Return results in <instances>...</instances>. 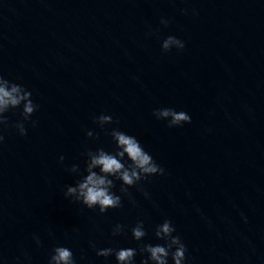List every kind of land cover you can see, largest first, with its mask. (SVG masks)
Instances as JSON below:
<instances>
[{
	"label": "water",
	"instance_id": "water-1",
	"mask_svg": "<svg viewBox=\"0 0 264 264\" xmlns=\"http://www.w3.org/2000/svg\"><path fill=\"white\" fill-rule=\"evenodd\" d=\"M170 35L184 48L163 52ZM0 75L39 105L0 125V264H47L54 246L76 264H116L96 251L162 245L153 231L165 219L185 264H264V0H0ZM159 108L191 122L168 127ZM101 114L113 123L101 127ZM113 128L164 174L127 193L115 180L121 207L101 214L64 192L86 151L114 150Z\"/></svg>",
	"mask_w": 264,
	"mask_h": 264
},
{
	"label": "clouds",
	"instance_id": "clouds-1",
	"mask_svg": "<svg viewBox=\"0 0 264 264\" xmlns=\"http://www.w3.org/2000/svg\"><path fill=\"white\" fill-rule=\"evenodd\" d=\"M184 11V10H182ZM161 24L167 26L168 21L161 19ZM175 47L177 50L184 48V42L174 36L166 37L161 43L163 52H168ZM31 92L23 85L5 79L0 75V125L7 126V118L3 115L10 109L21 108L20 115L23 121H28L31 115L38 110L39 105L31 99ZM152 115L157 120H167L168 127L182 126L190 123V116L184 111H175L172 108L154 109ZM94 121L103 127L113 123L112 117L101 114L94 118ZM35 126V121L32 122ZM19 135L27 134L24 123L18 122L15 125ZM115 145L112 152H107L103 148L95 151H86L85 166L81 172L79 166L73 165L68 169L71 173L79 177L74 185H66L64 196L71 197V202L79 203L88 209L98 208L103 214L111 208L121 207V197L116 195L112 189L114 181L121 182V193H127V189L141 180L152 175H163L164 169L156 163L153 157L145 151L140 142L134 137L117 128H113L107 133ZM86 136L92 137L91 131L86 132ZM3 136L0 135V142ZM125 157L128 163H124ZM60 161H63L61 156ZM98 170V171H97ZM123 225L117 224L112 229V235H119L123 231ZM175 227L171 221L165 219L155 226L153 235L157 240H162L161 244H142L137 248L114 249L107 247L98 249L96 255L100 257L114 256L116 264H133L134 257L139 252L141 255L147 254L141 260V264H168L169 257L172 264H185L187 248L178 235H173ZM131 236L136 241H141L146 236V231L142 221H137L130 229ZM39 244V238L33 237ZM17 264H21L17 258ZM47 264H76L73 252L65 246H54Z\"/></svg>",
	"mask_w": 264,
	"mask_h": 264
}]
</instances>
